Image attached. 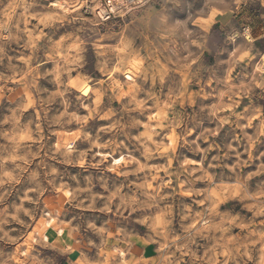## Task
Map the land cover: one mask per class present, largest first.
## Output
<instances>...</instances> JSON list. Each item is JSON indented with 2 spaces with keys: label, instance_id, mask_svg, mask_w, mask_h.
I'll return each instance as SVG.
<instances>
[{
  "label": "rangeland",
  "instance_id": "374dc122",
  "mask_svg": "<svg viewBox=\"0 0 264 264\" xmlns=\"http://www.w3.org/2000/svg\"><path fill=\"white\" fill-rule=\"evenodd\" d=\"M61 2L77 6L83 4L84 0H60ZM97 2L102 6L96 8L95 12L89 10L88 6L76 7V11L72 8H54V11L62 13L68 19H54L49 23L54 26L62 23L60 32L63 33L65 29L73 30L69 20L78 13L83 16L84 21L102 19V23L96 27L102 32L111 33L105 43L115 46L123 35L132 41L133 55L139 53L141 57H147L144 63L147 71L134 78V86L125 79V75H121L117 83L123 86L124 91H131L133 87L139 89L134 93L137 100H144L150 94L154 97V100H148L149 111L145 113L143 122H147L148 115L156 113L154 103L167 113L169 122H174L175 134L181 137L176 159L171 160L172 168L168 174L158 171L153 175L147 169L138 171L135 164L126 167L122 163L118 164L121 156L132 155L141 164L145 160L135 150V146H129L127 137H113L111 133L101 131L102 128L110 127L116 117L111 120H89L83 128L76 123H51L64 112L63 101L59 97H53L57 86L51 82V77L21 76L0 66V72L14 77L8 81L0 80V120L18 114L21 124L39 122V144L44 151L50 150V163L61 170L56 181L57 187L51 189L49 185L50 190L44 192L41 200L49 207L62 205L63 208H68L70 205L67 202L72 200L73 193L78 192V198L84 199L85 203H88L90 197H98L96 207L99 209L105 207L104 202L116 193L125 200L131 197L147 199L143 195L145 191L155 195L154 190L158 189L159 196L163 197L162 200L158 197L160 210H167L169 207L172 209V231L167 236H156L147 228L142 232L131 233L130 237L134 241L132 246L152 243L155 247V255L151 260L143 261L132 256L135 264H169L170 261L172 264H192L193 259L196 264H234L217 247L221 237L224 242L231 241L230 247L232 243L236 246L247 245L249 255L259 259L255 251L260 248V244L256 242L258 238L252 236L244 239L247 229L242 230L235 225L229 227L228 221L235 219V224L251 223L254 232L264 231V216H253L252 200H241L235 195L236 189L229 187L246 177L248 184L245 187L249 197H252L261 190L258 182L264 181V171H261L264 167V136L251 147L245 136L247 134L253 137L257 134L261 129V121L252 117L257 110L264 113V68L259 63L264 56V0H192L191 16L186 10L181 12L169 3L167 8L172 12L171 18L165 15L162 7L164 0H147L142 7H135L134 0L128 1L127 6L106 17L97 15L99 9L109 13L106 0ZM52 4L53 0L43 6L34 3V0H0V25L5 26L0 27V33L4 36L16 35L18 27L31 31L37 24L45 32H49L40 23L39 17L45 15ZM128 8H133V12H128ZM184 18V22H181L180 19ZM80 23L76 21L75 26L79 27ZM6 51L9 56L15 57L13 65L26 67L22 54L26 57L31 54L30 50L20 49L18 45L12 44L10 48L6 47ZM35 63L34 61L30 66L35 68ZM4 64H7V59ZM53 67V62L41 61L38 71L42 74L51 71ZM129 74L132 75L131 72ZM72 75L75 76L76 73L73 72ZM93 83L94 81L90 82L88 86L91 88ZM73 92L80 97L82 103L73 106L75 102L72 101L71 94H66L64 99L70 100L68 112H74L76 116H88L89 109L85 105L94 104L95 97L91 92L87 96L75 89ZM128 99L130 97L126 96L123 100L109 101L105 97L101 107L104 112L119 109ZM129 116L139 118L137 113H130ZM3 127L8 128L10 125L5 124ZM77 131L86 132L93 139L99 134V143L112 146L95 148L83 138L72 143L67 133ZM138 131H143V128L132 129L131 134L137 135ZM69 144L73 151L68 157L69 162H64L65 156L61 153L68 152ZM121 144L124 145L123 148L118 147ZM197 146L199 150H196ZM209 146L212 150L205 158L203 149ZM32 147L35 151L39 145L33 144ZM85 153L88 154L87 157L80 159ZM53 156L56 159H51ZM217 156L221 158L219 161L214 160ZM73 159L76 160L75 163L70 162ZM168 160V156H155L147 164L149 168L162 169L167 166ZM184 161H193L185 164L188 171H176ZM241 161L245 163L241 164ZM209 163L218 164L217 167L208 169L215 177L211 182L200 178V171L189 175L192 170L208 168ZM16 164L23 166V161H9L5 168L11 170ZM235 165L239 167L233 169ZM35 167L34 161L28 171L35 170ZM236 173H239V178ZM24 175L27 176L28 172ZM145 185H148L147 189ZM28 187H34V184L22 180L17 185L22 190H27ZM89 188L91 192L87 191ZM210 193L212 195L206 200L205 197ZM13 201L20 202L15 197L10 198V203ZM111 202L114 205L111 212L95 209L83 211L90 217L105 218L97 227L109 223L108 217L127 223L125 218L128 217V212H124L123 216H114L119 207V199H111ZM210 204L215 206V214L206 213ZM9 211L12 209L9 208ZM74 211L81 209L77 207ZM47 213L53 216L52 226L45 227L43 219H39L27 229V237L21 232V225H8V228L16 229L11 233L13 237L21 236L17 243L22 247L17 249V244L12 242L3 244L5 254L17 257L18 252L28 249L25 240H31L35 234L37 242L30 249L32 264H43L45 254L50 252H58L63 258V264L67 258L72 259L75 264H88V260L81 256L80 245L77 243L73 246L79 237L68 231V227H75L73 215L61 214L57 218L52 212ZM132 215L136 217L138 214ZM205 220L209 225L208 230L195 237V243L190 245L191 251H188L185 245L190 244L192 237L186 229H190L192 224L199 228ZM135 222L138 223L139 220ZM116 228L117 232L121 231L120 225H116ZM57 229L63 231L62 235ZM37 233L46 235L48 241L43 242ZM60 240H63V244L59 243ZM172 240H175V244L166 248L164 245ZM49 245L53 247L50 248ZM240 250L243 251V248ZM112 251L115 252L116 249ZM192 251L196 252L195 257L192 256ZM178 258L182 260L178 261ZM14 264H18V260ZM248 264H252V261Z\"/></svg>",
  "mask_w": 264,
  "mask_h": 264
},
{
  "label": "clouds",
  "instance_id": "9594fccd",
  "mask_svg": "<svg viewBox=\"0 0 264 264\" xmlns=\"http://www.w3.org/2000/svg\"><path fill=\"white\" fill-rule=\"evenodd\" d=\"M48 2L49 0H34V3H39L41 6ZM145 2L147 0H134V6L142 7ZM169 3L174 9L181 12L186 10L189 16L193 13L192 0H164L162 7H164L165 15L170 18L172 17V12L167 8ZM85 6H88L89 10L93 12H95L96 8L101 7L97 0H84L83 4L77 6L67 3H57L50 5L46 14L39 17L40 23L44 24V27L48 28L49 32H45L37 24L31 31L27 28L20 29L18 27L16 35L10 34L4 36L0 33V41H3V43H0V66H4L11 72L18 73L21 76L39 77L42 75L45 78L51 77V82L57 86V91L53 94V97H59L64 103L63 114L60 117L54 118L51 123H76L83 128L89 120L97 118L111 120L113 117H116L110 127L102 128L101 131L111 133L113 137L117 135L127 137L129 146H135V150L145 160V163L141 164L139 159L128 155L121 156L117 163H122L125 167L129 164H135L138 166V171H145L147 169L153 175L158 171H164L168 174L172 168L171 160L176 159L175 154L178 142L181 139V137L175 134L174 122H169L167 113L155 103L153 107L157 109L156 113L148 115L147 122H143L145 113L149 111L148 100H154V97L150 94L144 100H137L134 93L139 89L133 87L131 91H124L123 86L117 83L121 75L127 76L131 72L132 75L128 77V80L134 86V78L147 71L144 68L147 57H141L139 53L133 55L131 51L132 41L123 35H121V41L115 44V46L105 43L111 33L102 32L96 27L97 24L102 23V19L84 21L83 16L78 13L69 20V24L72 25L73 30L68 31L65 29L63 33L60 32V29L63 28L62 23L57 26L49 23V21H53L54 19H68L62 13L54 11V8H63L65 10L72 8L73 11H76V7ZM128 12H133V8H128ZM97 15L99 14L97 13ZM120 15H124V13H120ZM185 19L180 20L184 22ZM76 21L81 22L79 27L75 26ZM0 27L5 26L0 25ZM12 44L18 45L20 49L30 50V55L25 57L22 54L23 64L26 67L21 68L12 64V60L15 57L9 56L6 51V47L10 48ZM5 59H7L6 65L4 64ZM34 61L36 62L35 68H32L30 65ZM41 61L53 62V69L41 74L38 71L41 67ZM73 72L76 73L75 76L72 75ZM13 78V76L0 72V80L8 81ZM93 81V86L90 88L88 85ZM113 85H115V88ZM73 89L84 96H87L91 92L95 97L94 104L85 105L89 109L88 116L81 117L76 116L74 112H68L70 100L64 99L66 94H71V99L75 102L73 106L82 103L80 97L76 96L73 92ZM126 96L130 97V99L122 104L119 109L104 112V108L101 107L104 104L105 97L111 101L116 99L123 100ZM130 113H137L139 118L130 117ZM257 118L261 121V129L253 137L245 134L250 147L259 141L261 136H264V113L257 110L252 119ZM249 123H251V120ZM5 124L10 125V127L4 128ZM33 124H35V127H33ZM175 126H178V124ZM247 126L245 125V127ZM140 128H143V131H138L137 135L131 134L132 129L139 130ZM40 130V123L36 121L21 124L18 114H14L8 119L0 120V264H14V261L17 260L18 264H32L33 257L30 255V249L37 242L35 234H33L31 240H25L28 243L27 250L18 252L17 257L6 255L3 244L12 242L17 244V249L22 247L21 244L17 243V241L21 240V236L17 235L13 237L11 233L15 232L16 229L8 228V225L12 223L21 225V232L27 237V229L33 222H38L39 219H43L46 222L53 220V216L45 215L47 212H52L57 218L61 214L73 215V219L76 222L75 227H68V231L69 234L75 233L79 237V240L73 246L75 247L77 243L80 245L81 256L88 260V264H135L134 258H132V245L134 241L130 237L131 233L142 232L147 228L151 229L156 236H167L172 231V209L169 207L167 210H160L158 197L160 200L163 197L159 196L158 189L154 190L155 195L145 191L143 195H146L147 199L131 197L125 200L119 197V193L114 194L111 199H119V207H117L114 216H123L124 212H128L129 215L125 218L127 223H123L113 217H108L109 223L104 224L103 227H97V224L103 223L104 217H90L83 210L95 209L100 212H111L114 207L111 199L104 202L105 207L97 209L96 202L98 197H90L88 198V203H85L84 199L78 198L79 193L77 192L73 193L72 200L67 202L70 205L68 208H63L62 205L55 207L45 205L41 197L44 192L50 190L49 185L51 189L57 187L56 181L61 175V170L50 163V150L44 151L43 146L39 144L41 139ZM67 135L72 139V143L83 138L89 141L95 148H110L112 146L111 144L99 143V134H97L95 139L86 132L81 131L69 132ZM33 144L39 145L35 151L32 147ZM118 147L123 148L124 145L121 144ZM196 150H199V146H197ZM211 150V146L203 149L205 158ZM72 151L71 144H69L68 152L61 153V155L65 156L64 162H69L68 157ZM21 152L23 154H19ZM87 155V153L83 154V156H80V159H85ZM155 156H168L167 166L162 169L149 168L147 161L152 160ZM51 159H56V157L53 156ZM220 159L219 156L214 158L216 161ZM17 160L23 161V166L16 164V167L11 170L5 168V165L9 161L15 163ZM34 161L36 162L35 170L29 172L28 169ZM70 162L75 163L76 160L73 159ZM191 163L193 161H184L176 171L181 173L188 171L185 168V164ZM240 163L243 164L245 162L241 161ZM217 166L218 164L209 163L208 168L192 170V172H189V175H193L195 171H200V178H205L211 182L215 177L209 173L208 169ZM236 167H239V165L233 166V169ZM261 171H264V167L261 168ZM25 172H28L27 176L24 175ZM235 175L238 178L240 177L239 173ZM22 180L34 184V187H28L27 190L18 189L17 185ZM89 182L91 183V181ZM258 183L261 190L252 197H249L245 187L248 184L246 177L242 178V181L237 182L234 186L229 185V187L236 189L235 195L239 196L241 200H252L251 209L254 210V217L264 216V181ZM147 187L148 185H145V189ZM87 191L91 192V189L89 188ZM241 192L244 194L241 195ZM211 195L210 193L205 199H209ZM12 197H15L20 202L15 203L13 201L10 203V198ZM72 201H75V203L73 204ZM77 207L81 211H74ZM9 208L12 209L11 212ZM133 213H137L138 215L134 217ZM206 213L215 214V206L210 204L206 209ZM137 219L139 220L138 223L135 222ZM228 224L229 227L235 225L242 230L247 229V235L244 239L252 236L258 238L256 242L260 244V248L255 251L259 259L249 255V247L247 245L240 244L236 246L235 243H232L230 247L231 241L224 242L221 237V242L217 244V247L223 250V255L232 259L234 264H248L250 260L252 264H264V231L259 233L254 232L251 223L235 224V219L228 221ZM116 225H120L121 231L117 232ZM6 228H8L7 231L5 230ZM208 228V222L205 220L199 228L196 227V224H192L190 229H186L192 239L189 245H185V248L191 251L190 245L195 243V237L205 233ZM97 237H99V240H97ZM59 243L63 244V240H60ZM174 244L175 240H172L164 246L169 248ZM48 247L51 248L53 245H49ZM241 248H243V251L240 250ZM100 249L103 250L98 251ZM112 249H116V251L113 252ZM191 254L193 257L196 256V252L194 251ZM180 260L182 258H178V261ZM43 264H63V258L58 252L46 253ZM169 264H172V262L170 261ZM192 264H196L195 259H193Z\"/></svg>",
  "mask_w": 264,
  "mask_h": 264
},
{
  "label": "bare ground",
  "instance_id": "6f19581e",
  "mask_svg": "<svg viewBox=\"0 0 264 264\" xmlns=\"http://www.w3.org/2000/svg\"><path fill=\"white\" fill-rule=\"evenodd\" d=\"M52 1V0H51ZM128 1H132V0H126V2H124V0H106V2H107V4H106V6H107V8H108V11H109V13H106V11H104V10H100L99 9V13L98 14H102V15H104L105 17L106 16H108L109 14H113V13H117L123 6H125L127 3H128ZM77 2V1H76ZM57 3H60V0H53V4L52 5H55V4H57ZM73 3V2H72ZM101 3V2H100ZM60 4H63L62 2L60 3ZM128 5V4H127ZM126 5V6H127ZM100 6H102V5H100ZM60 9H63V8H60ZM59 10V9H58ZM63 10H65V9H63ZM62 10V11H63ZM67 10V9H66ZM65 12V11H64ZM69 12V10L67 11V13ZM66 13V14H67ZM120 14V13H119ZM105 19H107V18H105ZM247 39H248V37H247ZM259 63H260V66H261V68H264V56H262L261 57V59H260V61H259ZM259 67V66H258ZM129 76H131L129 73H128V75L127 76H125V79L126 80H128V77ZM129 81V80H128ZM51 207V206H50ZM45 215H50L49 213H46ZM54 223V219L51 221V222H46L45 220H43V225L45 226V227H51L52 226V224ZM58 231V233L60 234V235H62V233H63V231L61 230V229H57ZM37 235H39L40 237H41V239H42V241L43 242H46V241H48V237L46 236V235H44V234H40V233H37Z\"/></svg>",
  "mask_w": 264,
  "mask_h": 264
},
{
  "label": "crops",
  "instance_id": "0c3cea01",
  "mask_svg": "<svg viewBox=\"0 0 264 264\" xmlns=\"http://www.w3.org/2000/svg\"><path fill=\"white\" fill-rule=\"evenodd\" d=\"M134 251V252H133ZM155 247L152 243H147L143 245L132 246V256L138 257L140 260L147 261L154 258ZM65 264H75L72 259H65Z\"/></svg>",
  "mask_w": 264,
  "mask_h": 264
}]
</instances>
